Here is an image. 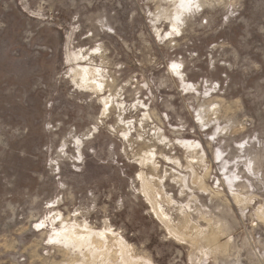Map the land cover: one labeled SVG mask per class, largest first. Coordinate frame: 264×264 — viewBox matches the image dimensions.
<instances>
[{"label": "rangeland", "instance_id": "obj_1", "mask_svg": "<svg viewBox=\"0 0 264 264\" xmlns=\"http://www.w3.org/2000/svg\"><path fill=\"white\" fill-rule=\"evenodd\" d=\"M0 264H264V0H0Z\"/></svg>", "mask_w": 264, "mask_h": 264}, {"label": "bare ground", "instance_id": "obj_2", "mask_svg": "<svg viewBox=\"0 0 264 264\" xmlns=\"http://www.w3.org/2000/svg\"><path fill=\"white\" fill-rule=\"evenodd\" d=\"M77 238V237H76ZM78 239V238H77ZM80 240V239H79Z\"/></svg>", "mask_w": 264, "mask_h": 264}]
</instances>
